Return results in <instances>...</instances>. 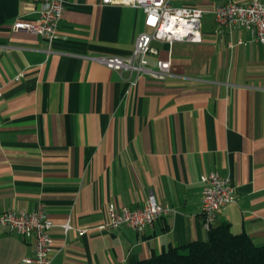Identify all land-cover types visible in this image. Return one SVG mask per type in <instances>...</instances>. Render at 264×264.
Returning <instances> with one entry per match:
<instances>
[{
  "label": "crops",
  "instance_id": "crops-1",
  "mask_svg": "<svg viewBox=\"0 0 264 264\" xmlns=\"http://www.w3.org/2000/svg\"><path fill=\"white\" fill-rule=\"evenodd\" d=\"M230 1L250 0H170L209 9L204 39L153 41L151 63L170 59L171 74L131 85L92 57L130 55L149 30L143 9L66 0L50 43L14 28L38 18V0H0V212L44 207L53 264H135L205 240L200 178L214 170L235 189L214 225L264 246V42L240 27L216 33L211 10ZM150 194L172 208L152 227H100L111 204L141 207ZM34 256L32 242L0 233V264Z\"/></svg>",
  "mask_w": 264,
  "mask_h": 264
},
{
  "label": "built area",
  "instance_id": "built-area-1",
  "mask_svg": "<svg viewBox=\"0 0 264 264\" xmlns=\"http://www.w3.org/2000/svg\"><path fill=\"white\" fill-rule=\"evenodd\" d=\"M39 16L35 21L17 20L14 28L42 35L48 42L54 41L63 17L66 0H38ZM104 4H126L141 8L145 12V25L149 29L138 35L133 52L127 56L96 55L95 61L119 73H128L129 83L136 85L138 78L148 75L164 80L171 74V60H158L154 64L150 55L157 50L153 41L173 44L176 41L202 42V19L209 12L204 7L173 6L170 0H102ZM216 22V33L225 29L240 27L250 35L251 41L264 42V2L250 0L246 3L230 1L216 5L212 10ZM248 42L239 39L237 44ZM4 84L0 83V97ZM202 220L207 230L214 226L218 211L235 200V189L229 179L214 170L201 175ZM172 208L161 204L153 194L141 207L130 208L111 204L108 209L109 221L102 229H116L130 225L141 232L169 214ZM54 222L44 207L27 210L18 206L0 212V233H17L35 247V256L28 259L32 264H53L59 249L51 235ZM66 232L73 229L71 221L63 225Z\"/></svg>",
  "mask_w": 264,
  "mask_h": 264
},
{
  "label": "trees",
  "instance_id": "trees-1",
  "mask_svg": "<svg viewBox=\"0 0 264 264\" xmlns=\"http://www.w3.org/2000/svg\"><path fill=\"white\" fill-rule=\"evenodd\" d=\"M135 264H264V246L254 243L245 233H233L230 224L224 223L212 226L205 240L171 245Z\"/></svg>",
  "mask_w": 264,
  "mask_h": 264
},
{
  "label": "rangeland",
  "instance_id": "rangeland-1",
  "mask_svg": "<svg viewBox=\"0 0 264 264\" xmlns=\"http://www.w3.org/2000/svg\"><path fill=\"white\" fill-rule=\"evenodd\" d=\"M202 24H203V19H202Z\"/></svg>",
  "mask_w": 264,
  "mask_h": 264
}]
</instances>
